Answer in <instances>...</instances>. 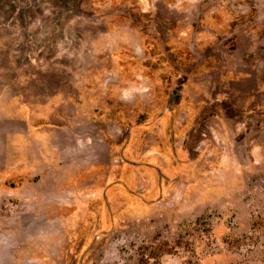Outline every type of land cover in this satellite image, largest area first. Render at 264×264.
Segmentation results:
<instances>
[{
  "label": "rangeland",
  "instance_id": "rangeland-1",
  "mask_svg": "<svg viewBox=\"0 0 264 264\" xmlns=\"http://www.w3.org/2000/svg\"><path fill=\"white\" fill-rule=\"evenodd\" d=\"M0 264H264V0H0Z\"/></svg>",
  "mask_w": 264,
  "mask_h": 264
},
{
  "label": "trees",
  "instance_id": "trees-1",
  "mask_svg": "<svg viewBox=\"0 0 264 264\" xmlns=\"http://www.w3.org/2000/svg\"><path fill=\"white\" fill-rule=\"evenodd\" d=\"M105 139H106V142H107L108 144H112V143H113V139H112V137L110 136L109 133H106V134H105ZM154 258L159 259V258H160V254L154 256Z\"/></svg>",
  "mask_w": 264,
  "mask_h": 264
}]
</instances>
